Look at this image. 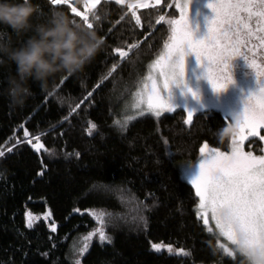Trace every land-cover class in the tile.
Instances as JSON below:
<instances>
[{"label":"trees","instance_id":"obj_1","mask_svg":"<svg viewBox=\"0 0 264 264\" xmlns=\"http://www.w3.org/2000/svg\"><path fill=\"white\" fill-rule=\"evenodd\" d=\"M33 2L36 20L61 9L82 23L71 12L76 7L103 39L82 73L57 74L46 91L29 81L32 94L21 106L0 95V264H241L238 254L227 257L219 249L196 215L198 198L178 167L196 160L203 144L227 150L230 140L218 142L214 130L229 119L209 108L194 112L186 125L185 109L178 107L123 125L113 121L170 35L158 18L177 16L173 0L144 7L101 0L90 8L82 0ZM0 31L17 44L24 39ZM117 47L128 55L114 53ZM3 75L0 70V89ZM36 137L43 148L32 147ZM47 210L49 219L25 216ZM86 210L111 214L105 227L110 240L93 236L80 255L81 237L98 226Z\"/></svg>","mask_w":264,"mask_h":264},{"label":"snow or ice","instance_id":"obj_2","mask_svg":"<svg viewBox=\"0 0 264 264\" xmlns=\"http://www.w3.org/2000/svg\"><path fill=\"white\" fill-rule=\"evenodd\" d=\"M84 2L95 7L101 0ZM124 2L115 0L118 5ZM140 2L146 4L147 0ZM69 3L70 0H50L53 6ZM154 3L160 4L161 0H154ZM173 3L179 17L159 16L158 23L167 24L170 35L164 43V51L153 62L152 72L147 77L151 86L146 81L142 89H137L131 107L140 114L141 106L146 101L147 110L153 111L156 116H160L161 112H173L174 106L167 103L162 90H167L170 83L183 82L184 58L189 52L194 54L197 63L204 62V75L214 91L223 90L231 82L229 60L236 56L244 58L254 71L259 87L247 95L242 111L233 117L237 131L229 141L230 150L225 152L219 148H209L206 144L201 145L198 174L189 177L188 183L198 198L196 215L202 217L206 227L210 220L213 221L218 236L225 238L232 246L238 242V236L242 235L246 245L264 247V155H254L252 151L244 150L245 141L249 137L259 136L264 141V135L261 134L264 131V0H208L207 7L211 9L212 16L207 18L206 35L200 39H194L189 29L188 0H173ZM71 12L80 17L86 27L93 28L88 14L78 11L76 7H71ZM133 16L139 23L140 18L135 11ZM112 51L121 58L128 55L119 47ZM257 56L261 58L259 63ZM112 67L115 68L116 64ZM186 113L188 119L183 123L187 125L192 121L193 113L187 110ZM24 136L29 142L33 139L27 129ZM35 139L36 143L32 147L43 148L39 137ZM2 155L4 153L0 152ZM223 207L230 210L227 219L217 215V210ZM86 211H89L98 226L81 237L82 244L75 250L80 255L87 250L94 235L98 236L101 243L110 240L105 227L112 222L111 214L103 210ZM26 222L30 224V221ZM52 227L54 229L55 225ZM207 231L211 233L214 230L207 227ZM217 246L227 257H235L233 247L221 244L219 239ZM165 247L172 250L170 244ZM152 248L159 251L161 245L152 244ZM76 264H80L79 259Z\"/></svg>","mask_w":264,"mask_h":264},{"label":"clouds","instance_id":"obj_3","mask_svg":"<svg viewBox=\"0 0 264 264\" xmlns=\"http://www.w3.org/2000/svg\"><path fill=\"white\" fill-rule=\"evenodd\" d=\"M36 14L33 0H0V26L24 36L17 44L0 31V70L5 84L0 95L11 106L23 105L32 94L29 81L46 91L55 75L82 73L102 46V39L93 28L61 9L51 10L42 20H36ZM92 15L96 18L95 12ZM236 131V122L232 120L215 129L214 135L218 142H225ZM229 213L227 207L217 210L221 219H227ZM233 251L242 257L241 264H264V247L246 245L242 235Z\"/></svg>","mask_w":264,"mask_h":264},{"label":"rangeland","instance_id":"obj_4","mask_svg":"<svg viewBox=\"0 0 264 264\" xmlns=\"http://www.w3.org/2000/svg\"><path fill=\"white\" fill-rule=\"evenodd\" d=\"M84 8L92 7L90 4H87L82 0ZM208 0H188V25L189 29L192 31L194 39H200L206 35V21L207 18L212 16L211 9L207 7ZM132 7H144L147 5L155 4L154 0H147V3H141L140 0H132L130 3ZM178 11V10H177ZM179 17V12L176 16ZM164 51V47L159 52L157 56L151 59L146 64V72L141 78V80L136 85V88L131 91L129 99L127 98L125 108L120 114L118 110L113 112V121L115 123H122V125L129 119V117L134 118L143 113L155 114L153 111L147 110L146 101L142 104V111L140 114H137V110L131 107L133 103V94L137 92L138 88H143L144 83L147 81V77L152 72L153 62L156 61L161 53ZM185 69L184 77L182 83H170L167 90H162V95L166 99L167 103L175 108L181 107L185 109L186 119H188L187 111L192 113L201 111L204 109H216L224 114L229 121L233 120L235 115H238L243 107L244 100L247 95L251 92H254L258 87V80L254 71L247 65L244 58L236 59L233 57L229 60L228 72L231 75V82H229L226 87L221 91H214L209 85L205 75H204V62L201 61L197 63L194 54L187 53L185 55ZM149 86H151V81H147ZM191 89V91H189ZM195 93V95H193ZM165 113V112H161ZM119 115V116H118ZM260 131V130H258ZM264 135V131L261 132ZM204 145V144H203ZM208 146V145H207ZM209 148H213L208 146ZM227 150L221 151H229ZM245 151H252L254 155H264V141L257 137H249L244 144ZM201 156L199 155L196 160L192 162H181L178 167L181 173V176L188 181V178L198 174V161ZM30 218H50V213L47 210L46 213L38 215H28ZM203 223L202 217H199ZM206 227V226H205ZM207 227L212 228L214 231L213 235L220 240L221 244H224L230 248L233 246L229 241L223 237H219L218 233L215 232V223L209 221ZM206 227V229H207ZM86 235V234H84ZM83 235V236H84ZM94 237H98L95 236ZM81 241V239H80ZM81 246V245H79ZM166 250H169L167 247ZM237 253H235L236 255Z\"/></svg>","mask_w":264,"mask_h":264},{"label":"flooded vegetation","instance_id":"obj_5","mask_svg":"<svg viewBox=\"0 0 264 264\" xmlns=\"http://www.w3.org/2000/svg\"><path fill=\"white\" fill-rule=\"evenodd\" d=\"M257 51L259 52L260 50L258 49ZM239 58L241 59V56H236V57H235V60H236V59H239ZM260 59H261L260 56H257V63L260 62Z\"/></svg>","mask_w":264,"mask_h":264}]
</instances>
